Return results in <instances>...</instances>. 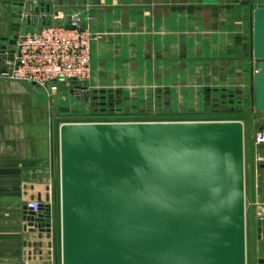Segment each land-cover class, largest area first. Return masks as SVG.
<instances>
[{
    "label": "crops",
    "instance_id": "obj_1",
    "mask_svg": "<svg viewBox=\"0 0 264 264\" xmlns=\"http://www.w3.org/2000/svg\"><path fill=\"white\" fill-rule=\"evenodd\" d=\"M21 1L50 7L51 23L66 25L79 12L95 38L90 78L60 81L54 94L0 76V264H49L53 257L52 238L28 225L26 207L31 195L54 191L64 119L89 110L75 93L82 88L120 107L124 99L132 112L154 96L161 111L225 108L243 122L245 159L255 173L256 158H264V143L255 141L264 129V0H0V45L12 33L13 3ZM35 26L23 22L21 30ZM6 64L2 58L0 70ZM256 200L264 194L250 201L252 264Z\"/></svg>",
    "mask_w": 264,
    "mask_h": 264
},
{
    "label": "water",
    "instance_id": "obj_2",
    "mask_svg": "<svg viewBox=\"0 0 264 264\" xmlns=\"http://www.w3.org/2000/svg\"><path fill=\"white\" fill-rule=\"evenodd\" d=\"M45 10L13 3L0 60L14 59L23 22L51 23ZM60 181L63 264L247 263L239 120L65 122ZM30 199L42 209L26 207L28 225L51 237L50 186ZM256 226L264 264V219Z\"/></svg>",
    "mask_w": 264,
    "mask_h": 264
},
{
    "label": "built area",
    "instance_id": "obj_3",
    "mask_svg": "<svg viewBox=\"0 0 264 264\" xmlns=\"http://www.w3.org/2000/svg\"><path fill=\"white\" fill-rule=\"evenodd\" d=\"M71 24L75 28H67L64 24L50 23L41 24L27 30H20L14 59L6 58V67L0 70V76L32 83L38 87L54 94L58 91V83L64 81L71 84L85 81L90 78L92 73V41L95 35L86 27L81 13L73 12L70 15ZM84 26V29L79 28ZM145 109L146 114H160L161 111L157 104L156 97H152ZM98 115H111L115 113H105L102 109ZM96 112V113H97ZM118 112L116 114H119ZM210 119L189 120V121H229L240 119H221L217 114H229L224 108L217 112L206 111ZM141 121H166V120H141ZM140 121V122H141ZM89 122H139L132 120H100ZM242 122V121H241ZM243 124V122H242ZM255 141L258 144L264 143V129L257 132ZM264 161L262 156L255 160V174H258L259 165ZM246 167L244 151V170ZM261 191L256 189L255 193L264 194V175L262 176ZM257 218L264 219V200H256ZM34 212H41L42 203L33 200L30 203ZM51 238L54 241L55 223L54 208L51 202ZM51 240V241H52ZM53 244V242H51Z\"/></svg>",
    "mask_w": 264,
    "mask_h": 264
},
{
    "label": "rangeland",
    "instance_id": "obj_4",
    "mask_svg": "<svg viewBox=\"0 0 264 264\" xmlns=\"http://www.w3.org/2000/svg\"><path fill=\"white\" fill-rule=\"evenodd\" d=\"M76 88V87H73ZM81 88V87H79ZM83 90H89L87 94L85 91L78 92L82 99H88L89 102V110L86 112L87 114H80V115H73L66 117L64 122H89V121H100V120H128V121H141V120H166V121H189V120H202V119H210L214 117H209V113H204L202 111H174V110H166L160 114H146L145 109L148 102L150 101L149 98L142 100L144 101L142 105V110L139 112H132L129 108L130 106L126 104L125 100L123 99L121 104L123 107L117 106L113 103L108 101V96L104 93H101L99 90L93 91L88 89L87 87L82 88ZM173 102L177 103L178 97H173ZM162 104L164 101H161ZM160 102V103H161ZM127 105V106H126ZM105 109V113H115L111 115H98L97 111ZM97 112V113H96ZM121 112L119 114H116ZM218 118L221 119H236L235 117L231 116L230 114H217ZM250 159H246V167H245V200H246V264H252V243H253V213L250 205L251 198L253 197L256 189L261 191L262 185V175H257L250 169ZM60 170L59 166L57 165V172L56 178L54 180V191H53V208H54V223H56V231L55 236L53 237V257L50 260L49 264H63L62 261V223H61V184H60ZM248 205V206H247Z\"/></svg>",
    "mask_w": 264,
    "mask_h": 264
}]
</instances>
